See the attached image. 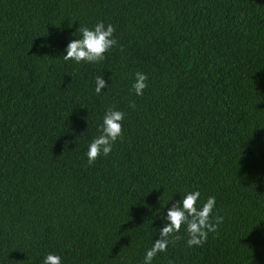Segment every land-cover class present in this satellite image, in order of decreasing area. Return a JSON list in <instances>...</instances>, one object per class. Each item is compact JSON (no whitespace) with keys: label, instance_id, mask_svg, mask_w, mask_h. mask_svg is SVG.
<instances>
[{"label":"trees","instance_id":"trees-1","mask_svg":"<svg viewBox=\"0 0 264 264\" xmlns=\"http://www.w3.org/2000/svg\"><path fill=\"white\" fill-rule=\"evenodd\" d=\"M97 22L103 60L63 61ZM108 108L121 135L88 164ZM193 190L216 230L151 264H264V0H0V264H140Z\"/></svg>","mask_w":264,"mask_h":264},{"label":"clouds","instance_id":"clouds-1","mask_svg":"<svg viewBox=\"0 0 264 264\" xmlns=\"http://www.w3.org/2000/svg\"><path fill=\"white\" fill-rule=\"evenodd\" d=\"M77 32L78 38L69 40L60 55L65 62L96 63L103 60L104 54L116 44L113 36L114 28L111 24L97 22L91 28L79 26L75 33ZM146 80L147 77L142 72H136L131 83V93L136 96L142 95V90L147 86ZM106 87L102 76L95 77L93 89L95 94H100ZM123 117L122 111L113 108L105 110L97 126L99 134L92 138L84 152L88 164H92L99 155L107 156L111 152L114 142L121 135ZM198 197H200L198 190L188 191L177 203L167 209L162 216V226L158 229L159 238L153 240L151 247L145 250L140 264H151L157 253L166 249L169 238L178 233L182 225L187 235L185 243L188 247L200 246L207 234L216 230L217 223L222 218L215 217V222L210 219L215 197L209 196L197 206ZM41 264H61V258L59 255L48 253L43 257Z\"/></svg>","mask_w":264,"mask_h":264}]
</instances>
